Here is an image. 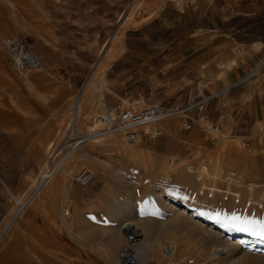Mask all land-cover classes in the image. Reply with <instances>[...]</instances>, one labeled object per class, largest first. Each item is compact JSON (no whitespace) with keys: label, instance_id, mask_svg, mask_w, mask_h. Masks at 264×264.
Masks as SVG:
<instances>
[{"label":"crops","instance_id":"0c3cea01","mask_svg":"<svg viewBox=\"0 0 264 264\" xmlns=\"http://www.w3.org/2000/svg\"><path fill=\"white\" fill-rule=\"evenodd\" d=\"M131 1L42 0L50 27V41L42 55L49 83L38 88L18 87L0 43V194L20 197L33 182L58 124L53 113H67L73 107L82 90L78 93V85ZM263 5L264 0H142L134 11L139 21L122 28L118 51L104 69L106 104L140 99L137 104L143 106L176 109L162 122L175 134L186 116L193 118L188 136L174 139L181 147L196 143L192 135L202 130L200 120L218 134L231 131V136L256 144L255 132L264 125V60L255 65L264 55V39L240 38V24ZM218 90L200 104V110L189 107ZM61 178L54 176L49 186L33 194L38 199L30 206L29 200L22 203L27 209L9 222L5 223L8 203L0 201V243L10 244L0 250V264H80L67 259L68 242L84 258L93 256L83 254L82 248L99 259L112 257L107 250L105 257L95 250L92 239L79 231L84 230L82 222L65 224L57 215V195L60 201L67 195L76 216L89 192L88 187ZM119 241L107 235L105 248ZM36 242H59V254L44 245L37 249Z\"/></svg>","mask_w":264,"mask_h":264},{"label":"rangeland","instance_id":"374dc122","mask_svg":"<svg viewBox=\"0 0 264 264\" xmlns=\"http://www.w3.org/2000/svg\"><path fill=\"white\" fill-rule=\"evenodd\" d=\"M141 1L132 0L119 15L117 21L120 24L115 31L113 28L108 31L85 79L86 83L83 82L84 87L82 88L83 84L78 85L81 87L78 93L82 89L81 92L88 91L89 94L83 97L75 130L85 135L91 133L93 139L83 141L69 155L62 167L65 174L56 171L57 174L53 173L62 177L60 180L65 183H71L73 173L80 167L91 170L92 181L82 185L88 187L89 192H85L77 215L73 214L66 194L62 201L59 200V195L56 197L57 215L59 213L65 224L66 221L68 224L74 223L75 219L78 220V226L82 222L84 230L79 231L92 239L95 250L100 255H104L107 250L112 257L104 255L105 258L99 259L100 256L96 257V254L89 253L80 246L84 250L83 254L93 256L84 258L68 242L67 259L81 261L80 264H264V235L260 234L261 226L264 225V125L261 124L260 130L255 132L257 143L252 144L251 140L246 142L240 137L218 134L205 125L206 122L198 120L202 130L192 135L196 143L181 147L174 143V139H185L190 128H181L179 133H173L162 123L172 114L140 126L136 142L124 141L119 132L92 131L88 124L92 117L101 113L99 98L103 95L106 102L105 93L108 88L104 75L99 83L86 84L95 71L103 65L106 67L117 53L116 44L121 39L122 28L139 21L134 11L140 7ZM49 33L50 27L42 0H0V39L26 38L31 52L41 59L39 68L29 70L25 78H14L20 89L38 88L49 83L45 78L47 71L42 62L46 43L50 41ZM263 39L264 37L257 40ZM123 103L136 108L143 106L127 100ZM72 109L73 107L67 113H53L58 124L53 129L52 147L67 130H74V127H68ZM100 126L101 124L96 127ZM153 127H160L162 134L149 139L144 131ZM213 135L216 139L210 142L209 137ZM172 150H178L184 157L174 155ZM48 151L47 149L46 156ZM75 154L77 157L73 158ZM186 163L193 165V171L185 170ZM230 171L234 172V175H230L233 179L227 178ZM161 176L167 177L168 182L159 183ZM34 182L33 180L20 197L7 192L0 194V201L8 203L5 223L16 214L20 203L28 200L36 202L38 197L30 198L34 192ZM167 195L171 198H167ZM163 196H166V202L163 201ZM172 203L181 209V204H188L189 208L179 213V210L168 206ZM28 205H24L21 213ZM63 207L68 208L67 215L62 214ZM126 207H130L127 219L136 223L143 222L151 232H146L143 237L139 234L135 237L124 234L120 230L123 218L119 219V215ZM200 217L204 219L200 220ZM159 230L164 233L158 234ZM231 230L242 234H231ZM107 235L110 240L121 241L106 249ZM69 236L73 240L71 232ZM219 241V247L224 248L226 254L219 260H214L209 253ZM33 244L37 249L38 245H44L54 255L60 251L59 242ZM163 244L169 247V252L162 250ZM0 245V250H3L10 244L4 240ZM234 246L238 247L235 249ZM120 250L131 254L133 259L130 263L119 262ZM52 264L58 263L54 261Z\"/></svg>","mask_w":264,"mask_h":264},{"label":"built area","instance_id":"2783aa9c","mask_svg":"<svg viewBox=\"0 0 264 264\" xmlns=\"http://www.w3.org/2000/svg\"><path fill=\"white\" fill-rule=\"evenodd\" d=\"M0 43L4 46L8 62L15 74L21 78L27 76L29 70L35 69L40 65L41 59L39 56L35 55L29 49V43L26 38L10 39L1 38ZM264 55L261 57V61ZM259 61L255 68L260 64ZM254 68V69H255ZM218 91L210 93L203 96L200 99H196L189 104V107L200 110V104L212 98L216 95ZM141 100H134V103H139ZM176 109H170L155 104H148L139 108L127 106L122 100L117 101L111 105L103 104L101 113L92 117L88 124L91 126L92 131H110L119 132L124 141L126 142H136L139 138L138 128L144 124L157 121L161 118L171 115ZM97 118L100 121V128L93 127L95 120ZM199 115H196L194 119H198ZM193 118L186 116L182 122L183 128H188ZM94 128V129H92ZM147 138L153 139L162 134V129L160 127H153L147 131H144ZM226 135H231V131H226ZM85 139V134L77 132L74 130H67L66 133L60 138L59 142L52 147L53 142L48 144V154L38 169L34 181L35 185L32 190L38 188L45 179H47L53 171H55L61 164L62 160L68 155V153L82 143ZM209 141H214V136L209 137ZM56 148V149H55ZM54 149V151H53ZM60 149H63L61 152ZM60 153V155H59ZM55 160L51 163V160ZM185 170L193 171L194 167L190 163H186L184 166ZM93 179V173L90 169L86 167H80L72 175V181L79 185H86L90 183ZM168 182V178L165 176L159 177V183L165 184ZM22 209V203L16 208V213ZM62 214H68V208L63 207L61 209ZM162 250L169 252V247L167 245H162ZM124 253L122 250L118 252V257L122 258ZM119 260V259H118Z\"/></svg>","mask_w":264,"mask_h":264},{"label":"bare ground","instance_id":"6f19581e","mask_svg":"<svg viewBox=\"0 0 264 264\" xmlns=\"http://www.w3.org/2000/svg\"><path fill=\"white\" fill-rule=\"evenodd\" d=\"M39 68V67H38ZM104 69H105V66L103 65V66H101L99 69H97L96 71H95V73L91 76V78L89 79V81H88V83L86 84V86L87 85H89L90 83H99L103 78H102V76H103V72H104ZM89 94V92L88 91H82V92H80V94L78 95V97H77V99H76V101H75V103H74V105H73V109H72V118L70 119V125L68 126L70 129H73V127H74V129H75V127H76V124H77V122H78V119H79V115H80V111H81V109H82V104H83V97H85V96H87ZM103 95L102 96H100V98H99V107L102 109V107H103V104H106V102H105V100H103ZM173 114V113H172ZM95 123H94V128L96 127V126H99L100 125V121L95 117ZM256 129H258V128H256ZM98 132H100V131H98ZM109 133H110V131H108ZM108 133V134H109ZM112 133V132H111ZM107 135V134H106ZM93 135L91 134V133H89V134H87V135H85V139H84V141H86V140H89V139H93ZM81 145V143L78 145V146H76L74 149H72L69 153H68V155L62 160V162H61V164H60V166L55 170L56 172H61V173H64L65 174V171H64V169L62 168L63 167V164H64V162L66 161V159L69 157V155L71 154V153H73V151L76 149V148H78L79 146ZM125 152L127 151V150H124ZM77 157V154H75L74 155V157L73 158H76ZM53 162V159L51 160V163ZM55 171H53V173L55 172ZM55 172V173H56ZM53 173H51V175L47 178V179H45L44 181H43V183L38 187V188H36L34 191L35 192H33L32 193V195H31V197L30 198H33L34 197V195H35V193H40V192H42V190L43 189H45L47 186H49V184H50V182H51V180H52V178L57 174H53ZM230 175H234V172L233 171H230L229 173H228V175H227V178L228 179H233V178H231V176ZM34 185H35V182L33 183V187H34ZM37 190V191H36ZM34 194V195H33ZM166 198V196H163V201L164 202H166L167 201V199H165ZM167 198H171L170 197V195H167ZM29 203H30V200H29ZM28 203V204H29ZM175 203L176 204H178V202H176L175 201ZM175 203H172V204H170V205H168L169 207H171V208H174V209H177V210H179V213H181V212H185V210L186 209H188L189 207V205L188 204H181V206H183V209H181V208H179L177 205H175ZM134 204V203H133ZM132 204V205H133ZM131 205V206H132ZM130 206V207H131ZM24 207V206H23ZM130 207H126V209L123 211V212H121V214L119 215V219H122L123 218V222H122V224H121V228H120V230L124 233V234H126V235H128L129 237H135L136 235H141L142 237H143V235L146 233V232H151V230L150 229H147V227H146V224H144L143 222H138V223H136L135 221H133L132 219H127L128 217H127V214H128V212H129V208ZM178 207V208H177ZM22 210V209H21ZM21 210L20 211H18V213L20 214L21 213ZM18 214V215H19ZM67 215V214H66ZM200 220H202V219H204V218H202V217H200L199 218ZM160 231V230H159ZM159 231H157L158 232V234H163L164 232H163V230H161L160 232ZM231 234H236V235H240V234H242V232H240V231H235V230H231V232H230ZM221 245V241H219V243L218 244H216L215 246H214V248H212L211 249V251H210V253H209V256L212 258V259H214V260H219L221 257H223L225 254H226V251L224 250V248L222 249V248H220L219 246ZM223 245V244H222ZM239 245H240V243H239ZM225 246V245H224ZM223 247V246H222ZM238 246H234V248L236 249ZM0 248H1V245H0ZM91 250V249H90ZM235 251H237V250H235ZM234 252V251H233ZM124 253V256L122 257V258H120V260H119V262H122V263H130V261H131V259H133L132 257H131V254L130 253H127L126 251H124L123 252ZM233 257V256H232ZM122 260H124V261H122Z\"/></svg>","mask_w":264,"mask_h":264},{"label":"trees","instance_id":"16d2710c","mask_svg":"<svg viewBox=\"0 0 264 264\" xmlns=\"http://www.w3.org/2000/svg\"><path fill=\"white\" fill-rule=\"evenodd\" d=\"M242 28L243 37L246 39H253L257 37L261 39L264 37V5L259 11H256L251 16L245 18L240 24Z\"/></svg>","mask_w":264,"mask_h":264},{"label":"snow or ice","instance_id":"6c2138e0","mask_svg":"<svg viewBox=\"0 0 264 264\" xmlns=\"http://www.w3.org/2000/svg\"><path fill=\"white\" fill-rule=\"evenodd\" d=\"M262 230H261V235H264V225L261 226Z\"/></svg>","mask_w":264,"mask_h":264},{"label":"water","instance_id":"95a60500","mask_svg":"<svg viewBox=\"0 0 264 264\" xmlns=\"http://www.w3.org/2000/svg\"><path fill=\"white\" fill-rule=\"evenodd\" d=\"M82 84H83V82H82ZM82 84H81V86H82ZM81 88V87H80Z\"/></svg>","mask_w":264,"mask_h":264}]
</instances>
